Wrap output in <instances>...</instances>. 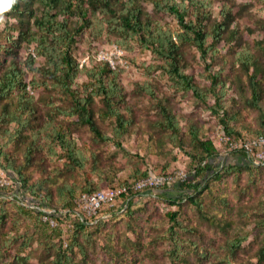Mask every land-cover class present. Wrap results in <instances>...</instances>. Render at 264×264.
<instances>
[{
    "label": "rangeland",
    "instance_id": "rangeland-1",
    "mask_svg": "<svg viewBox=\"0 0 264 264\" xmlns=\"http://www.w3.org/2000/svg\"><path fill=\"white\" fill-rule=\"evenodd\" d=\"M203 3V9L209 12L208 29L221 19L223 7L229 11L225 38L216 43L213 60L214 68L221 67L222 76L229 80L221 98L226 111L224 120L233 130L264 132V0H203ZM143 4L160 22L179 29L171 15L156 14L149 0ZM4 25L0 15V29ZM87 36L86 33L77 57H87L94 51L96 57L100 49L111 52L112 68L117 71L132 122L115 143L98 139L87 126L70 122L72 118L54 115V121L70 131L77 157L70 158L57 143L51 153L49 143L40 139V149L34 152L31 164L25 166L29 178L48 177L43 188L51 191L54 203L66 205L72 199L68 189L77 194L88 184L103 188L116 178L119 181L138 178L149 167L172 172L181 166L189 177L191 162L187 151L196 150L190 130H197L202 139L214 140L223 124L221 113L214 109L217 106L214 98L208 94L205 102L190 92L178 90L161 71L159 59L135 41L125 49L109 40L105 32L92 43ZM181 48L196 83L201 88L206 86L203 75L207 70L197 49L188 43ZM239 54L250 57L249 69H254L259 79L261 95L255 106L251 103L245 67L237 60ZM86 60L85 65L90 66ZM31 75L28 74V79ZM85 79L82 74L78 81ZM150 88L152 94L147 92ZM42 93L39 90L36 95ZM156 99L163 100L174 114L177 131L162 125L165 112ZM54 100L60 105L67 103L61 96ZM93 108L101 131L114 138L113 118L102 114L99 96L94 97ZM41 109L44 115L49 114L44 105ZM23 149L21 142L16 154L18 162L23 159ZM212 163L215 168L237 164L218 177L211 175L207 187L195 197L210 220L198 212L189 199L190 193L178 187L181 182L161 191H144L134 197L129 212L77 232L71 250L74 261L77 264H264V260L258 261V248L264 243V167H254L241 155L219 147ZM3 172L0 164V173ZM165 197L178 201L169 204ZM68 234L69 231L65 232L61 239L69 243L73 236ZM50 235L49 227L36 215L22 211L12 202L0 201V264H51L57 238L51 240ZM241 236L246 238L232 251L228 242Z\"/></svg>",
    "mask_w": 264,
    "mask_h": 264
},
{
    "label": "trees",
    "instance_id": "trees-1",
    "mask_svg": "<svg viewBox=\"0 0 264 264\" xmlns=\"http://www.w3.org/2000/svg\"><path fill=\"white\" fill-rule=\"evenodd\" d=\"M144 1L12 0L9 4V0H0V15L5 22L4 28L0 29V160L5 163L0 164L6 172L15 174L21 180L24 192L36 199L39 205L71 209L75 197L84 192L101 189H96V185L90 187V184L77 194L68 189L72 199L66 205H58L53 202L51 191L43 188V183L48 182V177L41 180L29 178L25 166L31 164L34 152L40 149V139L49 143L51 153H54L52 146L57 143L70 158L77 157L70 131L56 123L54 115L72 118L70 122L87 126L98 139L115 143H118L116 138L122 136L132 122V113L125 103L115 68L107 61L97 60L95 51L87 56L90 66L85 65L86 63L79 66L80 57H77V51L86 33L91 43L105 32L109 40L125 49H129L130 43L134 41L141 48L148 49L159 59L161 71L178 90L190 92L205 102L208 94L214 98V104H217L214 109L218 114L221 113L220 119L223 120L221 128L227 133L236 136L243 132L250 136L264 134L233 130L224 120L226 111L221 104V98L229 87V80L222 76L221 67L214 68L213 60L217 50L216 43L225 38L223 33L229 16L228 9L223 7L220 10L221 19L208 29L209 12L203 9V0H149L156 14L166 13L174 18L179 27L174 30L171 25L160 22L158 16L149 12L143 4ZM184 43L194 45L203 60L207 70L203 79L207 85L202 88L196 83L190 63L182 51L181 46ZM38 58H41L42 62H39ZM237 60L245 67L243 70L249 80L251 103L255 106L261 95L258 76L254 69H249V56L239 54ZM29 73L32 75L28 79ZM82 74L86 79L79 83L78 79ZM39 90L44 93L36 95ZM147 92L152 94L151 88ZM60 96L62 101H67L66 104L56 103L54 99ZM95 96H99L103 103L102 114L113 118L114 138L103 133L94 118ZM39 100H43L44 104H40ZM156 100L165 112L162 125L171 131H177L174 114L163 100ZM42 105L49 114L44 115ZM190 134L196 148L195 151H187L191 162V175L178 187L190 193L189 199L198 212L210 220V217L204 214L200 203L195 201V197L207 187L211 175L218 177L221 173L231 171L237 163H227L215 168L212 163L218 148L215 141L209 137H198L195 129H191ZM21 142H24L23 159L18 162L16 154ZM150 171L156 170L149 167L140 177ZM138 178L126 181L116 178L105 187L129 184ZM169 185L171 184H164L155 189L161 191ZM125 197L126 195L122 198ZM133 199L134 197L128 201L126 208L121 212L103 206L95 216L86 217L82 221L68 215L58 219L55 227H50L44 222L50 229L49 239L57 238L53 245L55 252L51 264H77L71 251L77 240L76 233L117 214L129 212ZM165 199L169 204L178 201L170 197ZM0 201L12 202L22 211L32 213L41 220V213L37 209L4 198H0ZM108 212V216L101 217ZM175 214H171L173 219ZM170 227L174 228L173 223ZM68 231V235L73 236L69 243L61 239ZM245 238L246 236H241L229 241L230 249H238ZM25 259L27 257H20V260ZM262 260L264 243L258 248L259 263Z\"/></svg>",
    "mask_w": 264,
    "mask_h": 264
},
{
    "label": "built area",
    "instance_id": "built-area-1",
    "mask_svg": "<svg viewBox=\"0 0 264 264\" xmlns=\"http://www.w3.org/2000/svg\"><path fill=\"white\" fill-rule=\"evenodd\" d=\"M115 50L120 54L121 51L119 49L115 48ZM87 58H81L79 66H82L87 61ZM96 58L97 60H105L111 67H114L111 52L100 49L96 52ZM214 141L225 152L240 154L252 165H264V134L250 136L243 132L241 135L236 136L227 133L221 128L216 132ZM187 179L188 174L181 166L167 173L150 171L147 175L129 184L104 187L94 192H84L75 197L73 207L67 209L39 205L36 199L24 192L21 187V180L15 174L5 171L0 173V198L12 200L21 205L39 210L41 220L50 227H55L60 218L62 219L69 215L82 221L86 217L95 216L103 206L121 212L126 208L128 201L136 195L161 187L164 184L183 182ZM125 195L126 197L122 198ZM108 215L109 212L101 217ZM68 226L72 227L71 224H68Z\"/></svg>",
    "mask_w": 264,
    "mask_h": 264
},
{
    "label": "clouds",
    "instance_id": "clouds-1",
    "mask_svg": "<svg viewBox=\"0 0 264 264\" xmlns=\"http://www.w3.org/2000/svg\"><path fill=\"white\" fill-rule=\"evenodd\" d=\"M12 2V0H9V4Z\"/></svg>",
    "mask_w": 264,
    "mask_h": 264
},
{
    "label": "snow or ice",
    "instance_id": "snow-or-ice-1",
    "mask_svg": "<svg viewBox=\"0 0 264 264\" xmlns=\"http://www.w3.org/2000/svg\"><path fill=\"white\" fill-rule=\"evenodd\" d=\"M5 6H7V3H6V5Z\"/></svg>",
    "mask_w": 264,
    "mask_h": 264
}]
</instances>
